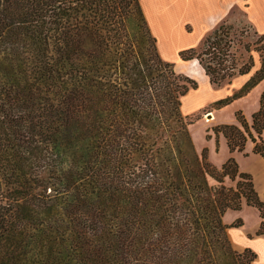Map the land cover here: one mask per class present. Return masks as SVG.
Instances as JSON below:
<instances>
[{"label":"trees","instance_id":"obj_1","mask_svg":"<svg viewBox=\"0 0 264 264\" xmlns=\"http://www.w3.org/2000/svg\"><path fill=\"white\" fill-rule=\"evenodd\" d=\"M254 33L238 41L259 68L216 108L264 80ZM234 35L225 20L180 56L230 84L255 67ZM197 86L161 55L141 0H0V264H255L224 216L254 206L264 235V201L235 157L196 150L182 105ZM236 118L217 144L264 157V92Z\"/></svg>","mask_w":264,"mask_h":264},{"label":"rangeland","instance_id":"obj_2","mask_svg":"<svg viewBox=\"0 0 264 264\" xmlns=\"http://www.w3.org/2000/svg\"><path fill=\"white\" fill-rule=\"evenodd\" d=\"M141 3L152 31L157 37L161 55L166 60L175 63V68L178 72L188 75L197 82V88H191L183 98L182 110L185 115L194 119L193 124L190 125V133L198 153H201L207 147L209 160L217 167H221L228 157L233 156L237 160L241 171L250 173L253 180L257 176L258 182L261 180L264 185V168L259 165L255 156L257 153L253 152V143L249 141L244 151H237L238 154L235 156L230 153L223 135H220L217 144L214 132V127L217 125L238 124L236 118L238 111H241L250 121L252 114L259 108L260 96L264 92V80H262L249 93L230 104L222 108L213 106L216 100L232 95L239 90L260 66L259 54L255 51L248 53L244 48V44L238 41V39H242L245 43L256 39L255 28L247 21L245 9L243 7L234 9V21H228L234 25L236 30V35L233 36L236 38V46L233 48V53L238 64L247 61L249 55L252 54L255 59V67L249 77L237 75L233 78L232 83H223L218 86L209 81L203 68L196 60H183L180 56L181 50L202 46L204 38L212 31L205 28V21L199 25L193 24L191 26L187 23L181 25L179 23L180 18L173 11L169 0H141ZM242 27L247 29V32H244L243 35L240 30ZM210 113L212 117L209 116ZM225 183L228 186L235 185V182L229 178ZM260 218L259 210L254 206L247 205L245 202L240 210L229 209L224 216V221L227 224L240 220L241 226L229 229L233 246L240 251L250 248L258 254L259 258H261V244L259 242L253 244L252 242L258 237L256 235L258 228L256 227ZM254 263L258 264L257 257Z\"/></svg>","mask_w":264,"mask_h":264},{"label":"crops","instance_id":"obj_3","mask_svg":"<svg viewBox=\"0 0 264 264\" xmlns=\"http://www.w3.org/2000/svg\"><path fill=\"white\" fill-rule=\"evenodd\" d=\"M169 4L177 17L180 18L179 23L181 25L187 23L193 26V24L199 25L205 21V28L210 30H213L225 20L234 21V9L243 7L245 9L247 21L255 30L264 33V0H169ZM245 75L249 77L250 74ZM237 154V151L233 152V155L237 156ZM258 155L259 154H256L255 156L259 165L264 168V158ZM254 181L255 188L264 200V185L261 180L258 182L257 176H255ZM261 221L262 218H260L256 228L259 229ZM255 242L261 244V258L257 256L258 264H264V235L258 236L252 243L255 244Z\"/></svg>","mask_w":264,"mask_h":264},{"label":"water","instance_id":"obj_4","mask_svg":"<svg viewBox=\"0 0 264 264\" xmlns=\"http://www.w3.org/2000/svg\"><path fill=\"white\" fill-rule=\"evenodd\" d=\"M209 116L212 117V114L210 113Z\"/></svg>","mask_w":264,"mask_h":264}]
</instances>
